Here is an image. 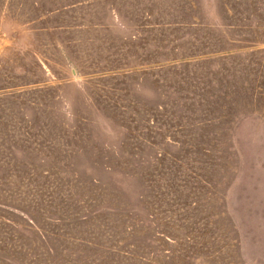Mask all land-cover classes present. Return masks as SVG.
I'll return each instance as SVG.
<instances>
[{
  "label": "rangeland",
  "instance_id": "obj_1",
  "mask_svg": "<svg viewBox=\"0 0 264 264\" xmlns=\"http://www.w3.org/2000/svg\"><path fill=\"white\" fill-rule=\"evenodd\" d=\"M248 59L264 0H0V264H264Z\"/></svg>",
  "mask_w": 264,
  "mask_h": 264
},
{
  "label": "trees",
  "instance_id": "obj_2",
  "mask_svg": "<svg viewBox=\"0 0 264 264\" xmlns=\"http://www.w3.org/2000/svg\"><path fill=\"white\" fill-rule=\"evenodd\" d=\"M262 2V0H257V4H258V7H259V5H260V3ZM248 16V15H247ZM249 61H250V63H251V65L252 66H250L251 68H261L262 70H264V63L263 62H254V61H252L251 59H248V61H247V64L249 63ZM185 62L186 61H183V62H180V64H185ZM249 63V64H250ZM147 65H150V62H147L146 63ZM190 64V62L188 63V65ZM145 66V65H144ZM150 68H160V69H163L164 68V66H162V65H160V64H153ZM261 78H263L264 76L263 75H261L260 76ZM8 144H10V142H8ZM4 150L5 151H7L8 150V145L4 148ZM13 153V151L11 152V154ZM4 165H2V159H1V163H0V169H1V167H3ZM168 185V184H167ZM0 188L3 190V188L1 187V184H0ZM19 213H20V217L21 218H24L25 216H27V219L26 220H29V221H32V217L31 216H28V214H27V212L26 211H24V210H19L18 211ZM35 212H36V210H35ZM28 226H32L31 224H29V223H26Z\"/></svg>",
  "mask_w": 264,
  "mask_h": 264
}]
</instances>
